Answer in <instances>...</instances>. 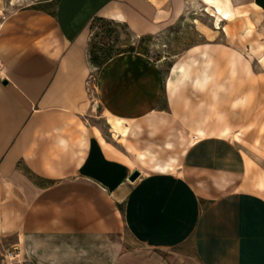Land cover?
Wrapping results in <instances>:
<instances>
[{"label":"crops","instance_id":"crops-1","mask_svg":"<svg viewBox=\"0 0 264 264\" xmlns=\"http://www.w3.org/2000/svg\"><path fill=\"white\" fill-rule=\"evenodd\" d=\"M233 1L220 0L214 29L191 14L204 41L226 33L216 28L221 22L239 25L240 16L264 25L254 0ZM189 2L56 0L50 9L37 4L0 16V264L13 245L21 264H264V194L243 183L249 159L237 142L242 132L252 137L247 130L197 128L179 160L161 156L169 144L155 156L141 151L137 137L145 122L164 135L167 127L157 123L173 119L166 97L175 85L161 67L123 52L89 80L94 17L135 37L154 36L184 20ZM7 3L0 0V13ZM204 44L174 65L179 81L207 58ZM235 57L227 63L233 69ZM255 61L264 74V50ZM209 80L208 69L194 78L200 87ZM260 85L256 100L264 103ZM97 107L114 141L93 125ZM238 115L237 122L245 118L243 105ZM134 170L140 174L131 182Z\"/></svg>","mask_w":264,"mask_h":264},{"label":"rangeland","instance_id":"rangeland-1","mask_svg":"<svg viewBox=\"0 0 264 264\" xmlns=\"http://www.w3.org/2000/svg\"><path fill=\"white\" fill-rule=\"evenodd\" d=\"M10 1L12 5L7 3L3 6L4 8L2 7L1 17L37 4L50 9L56 0ZM201 1L204 3V0ZM201 1L190 0L186 8L187 17L177 23L172 30L154 36L135 37L130 34L125 25L110 19L91 21L87 30V53L92 68L89 80H92L96 69L92 62L94 58L102 61L121 52H137L149 57L161 67L167 85L169 81L175 85L171 93L167 90L166 97L171 104L174 116L171 122L166 119L157 123L158 126L161 125V128L167 127L164 135L150 132L153 126L151 122L142 124L141 133L137 137V142H140L142 147L141 151H150L158 156L157 153L161 152L159 150L163 145L165 147L169 144L171 149L166 152L163 150L164 154L162 153L161 156L166 155L167 158L172 157L174 160H179L190 140L191 133L197 128L203 129L207 134H214L219 129L228 128L233 133L236 129L247 130L251 138H242L243 132L238 140L239 136L232 137L236 138L249 159L243 183L248 189L264 194V190L256 188L264 186L261 184V180H264V103L256 100V96L260 93V83L264 82V74H258L260 68L255 61V56H260L264 50V25H248L247 17L240 16L237 18L240 24L236 27L222 22L217 25L221 27L219 28L221 32L222 29H226V36L222 33L213 38L209 36L210 40L204 41L193 25L191 14H195V17L199 16L200 23L212 29L215 28V24L210 17L213 11L206 6L207 11L205 12ZM239 11L241 15L245 12L250 13L248 9L241 8ZM246 24L247 29H245ZM201 43L208 45L207 58L195 60L189 77L179 81L180 73H172L175 71L174 65L187 59V49ZM234 57L236 63L232 64L235 66L233 69L227 63L229 59L234 60ZM224 61L226 64H223ZM219 63L221 67H218ZM247 63L250 69L245 68ZM205 69H208L210 80L201 87L197 86L194 78ZM89 91L91 94V88ZM167 99H165L166 102ZM166 102L162 107H166ZM242 105L246 108V116L237 122L236 118L239 116L238 112L242 110ZM92 116L93 125L98 127L105 139L114 141L116 138L109 132L104 118L100 117L98 107ZM245 120L247 121L246 128H240ZM185 125H188V128ZM186 130L189 132L188 136L185 133ZM126 137L129 140L134 138L132 134ZM126 137L122 141L126 140ZM141 158L143 159V156ZM147 165L142 164L141 167L145 169Z\"/></svg>","mask_w":264,"mask_h":264},{"label":"built area","instance_id":"built-area-1","mask_svg":"<svg viewBox=\"0 0 264 264\" xmlns=\"http://www.w3.org/2000/svg\"><path fill=\"white\" fill-rule=\"evenodd\" d=\"M4 264H21L19 248L13 245L3 255Z\"/></svg>","mask_w":264,"mask_h":264},{"label":"trees","instance_id":"trees-1","mask_svg":"<svg viewBox=\"0 0 264 264\" xmlns=\"http://www.w3.org/2000/svg\"><path fill=\"white\" fill-rule=\"evenodd\" d=\"M254 2H255V4L257 5V6H259V7H261L262 9H264V0H254ZM100 20V21H103L104 20V18H102V17H94L93 19H92V21L93 20ZM91 23V22H90ZM122 53V52H121ZM119 54V53H118ZM115 56V55H114ZM113 56H110V57H108V58H106V59H104V60H102V61H97L95 58L93 59V61L92 62H94V65L96 66V68H100L106 61H108L110 58H112Z\"/></svg>","mask_w":264,"mask_h":264},{"label":"bare ground","instance_id":"bare-ground-1","mask_svg":"<svg viewBox=\"0 0 264 264\" xmlns=\"http://www.w3.org/2000/svg\"><path fill=\"white\" fill-rule=\"evenodd\" d=\"M231 2L232 3H234V1L233 0H231ZM220 3V0H204V4H206L207 6H214L213 7V13L215 14V16H217L218 18H219V16H218V13H220L221 11H220V9H219V7H218V4ZM208 8V7H207ZM212 8V7H211ZM260 18V15H257L256 17H255V21L256 22H259V19ZM216 28H221V27H219V26H217Z\"/></svg>","mask_w":264,"mask_h":264},{"label":"water","instance_id":"water-1","mask_svg":"<svg viewBox=\"0 0 264 264\" xmlns=\"http://www.w3.org/2000/svg\"><path fill=\"white\" fill-rule=\"evenodd\" d=\"M3 84L6 83V81L2 82ZM140 172L138 170H134L133 172H131V174L128 176V180L129 181H134L138 176H139Z\"/></svg>","mask_w":264,"mask_h":264}]
</instances>
